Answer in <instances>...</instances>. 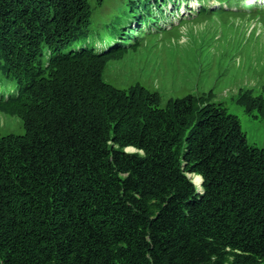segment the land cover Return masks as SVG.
<instances>
[{"label": "trees", "instance_id": "obj_1", "mask_svg": "<svg viewBox=\"0 0 264 264\" xmlns=\"http://www.w3.org/2000/svg\"><path fill=\"white\" fill-rule=\"evenodd\" d=\"M89 16L0 0V264H264V149L220 102L106 82Z\"/></svg>", "mask_w": 264, "mask_h": 264}, {"label": "rangeland", "instance_id": "obj_2", "mask_svg": "<svg viewBox=\"0 0 264 264\" xmlns=\"http://www.w3.org/2000/svg\"><path fill=\"white\" fill-rule=\"evenodd\" d=\"M156 2L87 0L88 35L78 42L95 51L116 45L103 79L156 91L160 107L186 94L220 102L237 116L246 141L264 149V115L238 100L245 90L264 97V0ZM12 85L0 81V93ZM23 132L19 117L0 111V136Z\"/></svg>", "mask_w": 264, "mask_h": 264}, {"label": "bare ground", "instance_id": "obj_3", "mask_svg": "<svg viewBox=\"0 0 264 264\" xmlns=\"http://www.w3.org/2000/svg\"><path fill=\"white\" fill-rule=\"evenodd\" d=\"M193 178L195 180V183H197V185L199 186L200 176L199 175H194Z\"/></svg>", "mask_w": 264, "mask_h": 264}, {"label": "water", "instance_id": "obj_4", "mask_svg": "<svg viewBox=\"0 0 264 264\" xmlns=\"http://www.w3.org/2000/svg\"><path fill=\"white\" fill-rule=\"evenodd\" d=\"M193 181L195 182L194 178H193ZM200 181H201V179H200ZM200 181H199V186H197V188H199V187H200Z\"/></svg>", "mask_w": 264, "mask_h": 264}]
</instances>
